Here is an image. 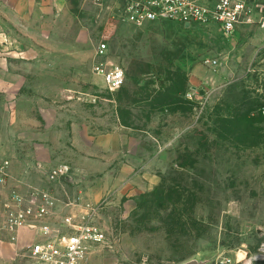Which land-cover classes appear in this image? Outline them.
Here are the masks:
<instances>
[{
  "label": "rangeland",
  "instance_id": "374dc122",
  "mask_svg": "<svg viewBox=\"0 0 264 264\" xmlns=\"http://www.w3.org/2000/svg\"><path fill=\"white\" fill-rule=\"evenodd\" d=\"M247 1L231 36L216 24L119 22L113 0L0 4L13 84L0 154L51 187L60 212L97 207L107 241L86 264H264V0ZM99 63L125 70L119 90ZM60 164L70 172L52 185Z\"/></svg>",
  "mask_w": 264,
  "mask_h": 264
},
{
  "label": "built area",
  "instance_id": "2783aa9c",
  "mask_svg": "<svg viewBox=\"0 0 264 264\" xmlns=\"http://www.w3.org/2000/svg\"><path fill=\"white\" fill-rule=\"evenodd\" d=\"M88 1L101 7L106 2ZM113 1L117 4L115 17L119 22L136 27L162 21L190 27L216 24L227 36L233 35L252 14L247 0ZM106 50L107 44H101L97 55L105 56ZM95 71L104 77L111 91L119 90L125 82L126 73L121 66L99 63ZM187 95L193 99L194 91ZM9 167L10 160L0 158V191L9 186ZM69 172L67 164H60L51 170L49 178L55 182ZM64 206L67 211L60 212L57 195L51 190L39 189L24 194L12 188L1 202L0 213L4 216L1 229L8 232L13 241L21 239L23 229L33 233L23 247L29 259L26 264H86L93 249L107 241L105 231L93 220L96 206L79 203H64Z\"/></svg>",
  "mask_w": 264,
  "mask_h": 264
},
{
  "label": "crops",
  "instance_id": "0c3cea01",
  "mask_svg": "<svg viewBox=\"0 0 264 264\" xmlns=\"http://www.w3.org/2000/svg\"><path fill=\"white\" fill-rule=\"evenodd\" d=\"M20 0H0V4L4 6L2 9H16L20 3ZM23 6L28 5V6H34L35 0H22ZM17 4V5H16ZM16 5V6H15ZM6 6V7H5ZM259 12L257 15L262 18V24L264 27V15L262 10H257ZM263 12V13H262ZM261 24V25H262ZM5 35L2 33L0 30V107H3L4 105V98H5V93L9 92L10 88L12 87V80L10 77V66L6 62V56L10 55L9 53L5 52ZM0 158L8 159L5 158V156L0 154ZM15 163V164H14ZM16 161H11L10 162V167H9V174H10V180H9V186L7 187L9 190L13 188L18 189L24 194H27L29 191L32 189H39V190H51L54 192V190L51 187H48L47 189L44 188H35L33 187V184H30V180H27L26 177L19 178L15 174V169H16ZM26 166V163L24 164ZM23 166V167H24ZM50 178L48 177V183H51L52 185L54 184V181L49 180ZM29 181V182H28ZM46 182V181H45ZM28 183L30 185H28ZM56 183V181H55ZM51 185V186H52ZM55 193V192H54ZM56 194V193H55ZM4 221V216L3 214L0 213V264H16L18 261V257H20V253L18 251L22 250L21 248L16 247L15 244L13 243H7L4 240L7 236L10 237L9 233L6 231H3L2 225ZM21 239L20 241H26L28 240V236L33 235V233L29 232L27 229H23L22 232L20 233ZM19 254V255H18Z\"/></svg>",
  "mask_w": 264,
  "mask_h": 264
},
{
  "label": "water",
  "instance_id": "95a60500",
  "mask_svg": "<svg viewBox=\"0 0 264 264\" xmlns=\"http://www.w3.org/2000/svg\"><path fill=\"white\" fill-rule=\"evenodd\" d=\"M184 264H204V262H200L197 260H190V261L185 262Z\"/></svg>",
  "mask_w": 264,
  "mask_h": 264
},
{
  "label": "bare ground",
  "instance_id": "6f19581e",
  "mask_svg": "<svg viewBox=\"0 0 264 264\" xmlns=\"http://www.w3.org/2000/svg\"><path fill=\"white\" fill-rule=\"evenodd\" d=\"M240 254H241V253H240ZM241 256H242V257H245V254H241ZM242 257H241V258H242ZM258 258H259V257L255 258V259H258Z\"/></svg>",
  "mask_w": 264,
  "mask_h": 264
}]
</instances>
